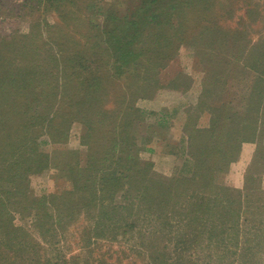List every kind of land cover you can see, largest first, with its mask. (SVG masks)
I'll list each match as a JSON object with an SVG mask.
<instances>
[{"label": "trees", "instance_id": "16d2710c", "mask_svg": "<svg viewBox=\"0 0 264 264\" xmlns=\"http://www.w3.org/2000/svg\"><path fill=\"white\" fill-rule=\"evenodd\" d=\"M249 1L214 2L218 11L211 10L212 0H12L9 8L2 7L0 0V16L14 13L33 19L27 34L0 35V264H51L41 243L15 226L14 213L22 217L33 212L34 227L44 240L65 217L67 221L74 220L80 210L86 209L88 214L95 210L108 222L100 219L93 229L81 232V239L90 244L92 235L103 238L102 232L109 225L118 226L116 217L121 216L127 223L126 219L133 215L130 210L129 214L120 215L124 207L98 204L97 199L111 200L120 189L124 191L123 198L125 193L140 190V197L151 206V212H160L152 214L157 219L165 218L171 205H177L182 198L179 206L186 209L190 234L182 235L184 239L179 238L172 248L164 239L161 251L150 258L153 264H197L189 257L183 258L181 252L208 245L203 235L211 219L206 216L205 226L202 220L213 210L212 204L229 200L231 205L226 204L230 207L233 201L243 204L241 190L218 181L238 160L241 145L260 137L264 80H247L254 88L238 107L233 105L234 97L223 98L220 105L221 101L210 100L212 86L207 84L199 109L208 113L209 122L204 128L191 127L187 141L191 171L186 176L157 179L150 170L152 164L142 163L134 156L130 146L136 140L132 123L139 120L141 113L134 102L164 87L159 72L175 59L183 41L204 37L213 43L219 40L218 47L226 46L225 38L204 35V31L219 28V23H225L227 18L233 19L236 9ZM208 3L211 6L205 12L190 11L195 6L206 9ZM49 13L58 20L52 27L57 29L55 35L68 27L73 32L76 46L67 58H63L67 48L61 43L63 35L57 39L49 31L52 48H45L49 41L42 40H46L43 31L48 25L40 18ZM53 46H59V50ZM216 51L212 57H221L223 49ZM230 71H225L227 77ZM215 80L224 81L221 77ZM178 82L175 78L167 87L177 90ZM111 90H116V94L111 95ZM101 94L104 98H99ZM74 123L82 126L80 142L86 147L83 156L78 151L46 154L41 150L43 137L55 146L66 144ZM60 154H67L68 158L54 159ZM48 168L55 169L59 177H66L71 192L31 197L29 177ZM250 172L244 177L247 190H252L255 182ZM127 182L130 187L122 188ZM245 199L249 200L248 195ZM241 217V209H233L220 224L219 233L227 231L224 224L237 233V227L245 224L244 229L247 228L248 218L241 221ZM253 228H249L251 235L246 239L240 264H257V252L264 254V226ZM210 236L212 242L214 235ZM220 241L224 242V238ZM143 247L150 248V244Z\"/></svg>", "mask_w": 264, "mask_h": 264}, {"label": "rangeland", "instance_id": "374dc122", "mask_svg": "<svg viewBox=\"0 0 264 264\" xmlns=\"http://www.w3.org/2000/svg\"><path fill=\"white\" fill-rule=\"evenodd\" d=\"M2 1V7L8 6L7 8H9L12 3V0ZM220 1L212 0V4L214 2L217 4ZM250 1L246 5L241 4V7L236 9L233 19L227 18L225 23L223 21L219 23V28L204 31V35L216 37L217 34L218 38L221 36L225 38L226 46H220V48L218 47L219 40L213 43L204 37H201L199 41H195L194 38L183 41L177 50L175 59L159 72V81L164 87L158 89L154 95L148 98H138L134 102L136 103L135 107L141 110V113L139 120L132 123V134L136 138L134 144L130 145L132 153L142 163L152 164L150 170L156 174L157 179L158 176L163 178L186 176L187 172L191 171L187 141L192 128H204L208 125V113L200 112L199 109L207 84L212 86L210 87L212 91V95L209 96L210 100L221 101L220 105L225 98L234 97L233 105L238 107L242 104V99L254 88V84L249 83L248 85L247 80L255 77L264 80V0ZM215 3L211 10L219 11ZM210 6V3L207 4L206 9L195 6L190 11L205 12ZM91 14V12L88 13L89 16ZM35 16L33 14V17ZM40 19H45L48 25L47 30L43 31L46 40L44 37L42 40L49 41L45 48H52V41L48 37L49 31L54 33V37L57 39L63 35L61 43L67 47L63 58H67L76 46L73 44L74 37L71 29L63 28V31L57 36L55 35L57 29L52 28L58 23L56 15L49 13L44 17L41 16ZM223 19L225 20L224 14ZM32 20V17H20L14 13L1 15L0 35L10 32L27 34L32 29V27L30 28ZM42 27H44L43 24ZM34 33L38 34V29H35ZM76 40H80V38ZM226 41L229 43L232 41V45H228ZM217 48L223 49V54L221 57H217V55L212 57L217 54ZM53 49L58 51L59 46H55ZM228 49H230L229 52ZM58 56L61 57V55ZM227 70H234L229 72V77L225 72ZM220 77L224 80L223 82L215 80ZM175 78L179 79L177 83L179 88L177 90L169 89L167 86ZM116 90H111V95L116 94ZM99 98L104 97L101 94ZM109 107L112 108V105ZM260 108L259 118L263 124L260 137L255 141L244 142L241 145L238 160L230 164L227 173L223 174L218 181L219 184H223L231 171H234L233 173L241 181V173L245 169L243 176L246 178L251 171L250 175L255 179L253 189L247 190L244 186L236 188L241 190L239 193L243 195V204L238 205L233 201V205L230 207V200L221 202V204H212L213 210L202 220L205 226L206 218L211 219V222L206 224L207 233L203 235L204 238L207 237L205 241L208 245H203L204 248H188L189 250H185L183 254L181 252L183 258L189 257L190 260H194L193 263L240 264V256L246 246V239L251 235L249 228L264 226V102ZM81 128L79 123L72 125L66 144L55 146L48 143L45 137L41 138V150L46 154L53 151L61 153L78 151L83 156L86 147L80 142ZM66 155L60 154L53 157L58 159L62 156L66 159ZM57 174L55 169L48 168L41 174L31 175L29 177L31 197L40 198L45 195L59 194V192L69 194L72 189L71 185L65 179L66 177H59ZM129 187L128 182L122 185L124 189ZM120 190L111 200L99 201L97 199L98 204L103 202L112 205V208L124 207V209L121 208L120 215L129 214V210L134 212L133 215L126 219L127 223L122 221L121 216L116 217V224L124 226H120L121 228L118 229V226L109 225L105 232L101 231L104 237L95 238L92 235L90 244L81 239V232L93 229L100 222L101 217L95 213V210H92L90 214L86 209L80 210V214L75 216L74 220L67 221L65 217L62 219V223L56 225L58 227L55 226L54 232L44 240L40 238L37 228L34 227L33 212L22 217L14 213V224L23 228L41 243V247L45 249L42 252L51 264H62V262L63 264L64 262L67 264H100V262L106 264H153L150 257L153 253L161 251L160 247L164 246V239L172 248L179 238L181 241L182 238L184 239L182 235L190 234L191 226L187 227L188 220L184 213L186 209H181L179 206L182 198H179L177 205H171V210L165 218L157 219V216L152 214L156 212L159 215L160 212H151V206L141 199L140 190H134L130 194L125 193L126 198L122 197L124 191ZM208 195L210 194L208 193ZM246 195L249 200L245 199ZM235 199L238 200L240 197L236 196ZM233 209H241L243 215L241 221L248 218L247 228L244 229L245 224L237 227L239 230L237 233L235 228H229L231 226L224 224L222 226L227 231L220 234V224L227 219ZM101 220L103 223L108 222L106 218ZM61 225H63L62 228L59 227ZM214 225L217 229H213ZM211 234L214 235V239H211L212 242L208 239ZM222 238H224V242L220 241ZM143 244H150V248L143 247ZM172 252L174 253L173 249ZM178 252L180 251L178 250ZM256 261L257 264H264L262 252H257Z\"/></svg>", "mask_w": 264, "mask_h": 264}, {"label": "crops", "instance_id": "0c3cea01", "mask_svg": "<svg viewBox=\"0 0 264 264\" xmlns=\"http://www.w3.org/2000/svg\"><path fill=\"white\" fill-rule=\"evenodd\" d=\"M237 163H238V161H237ZM233 172L234 171H231V173H229V175L225 179V184L227 186H230V187L241 188L242 186H244V176H243V174L245 173V169L243 170V173H241L242 174L241 181H240V179H238L237 175L234 174Z\"/></svg>", "mask_w": 264, "mask_h": 264}]
</instances>
